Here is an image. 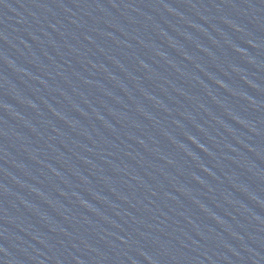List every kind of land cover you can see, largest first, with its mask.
<instances>
[{
    "label": "water",
    "instance_id": "water-1",
    "mask_svg": "<svg viewBox=\"0 0 264 264\" xmlns=\"http://www.w3.org/2000/svg\"><path fill=\"white\" fill-rule=\"evenodd\" d=\"M0 264H264V0H0Z\"/></svg>",
    "mask_w": 264,
    "mask_h": 264
}]
</instances>
